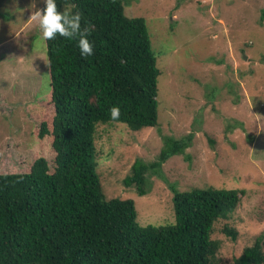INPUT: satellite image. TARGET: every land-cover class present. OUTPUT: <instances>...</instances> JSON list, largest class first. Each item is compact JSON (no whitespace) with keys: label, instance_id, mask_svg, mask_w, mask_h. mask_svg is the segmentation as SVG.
Listing matches in <instances>:
<instances>
[{"label":"rangeland","instance_id":"obj_1","mask_svg":"<svg viewBox=\"0 0 264 264\" xmlns=\"http://www.w3.org/2000/svg\"><path fill=\"white\" fill-rule=\"evenodd\" d=\"M119 1L127 17L146 21L160 70L159 117L140 132L122 123L98 126L97 173L106 199L134 200L138 223L159 226L175 223L173 188L244 190L233 217L219 221L212 237L220 248L213 264H234L264 232V0ZM44 4H0V78L8 82L0 83V103H8L4 110L0 104V174L27 173L41 157L54 171L52 135L38 138L55 115L47 47L30 18ZM188 137L183 155L148 171L144 196L124 183L136 161H158L166 138ZM226 224L238 231L236 241L223 233Z\"/></svg>","mask_w":264,"mask_h":264},{"label":"trees","instance_id":"obj_2","mask_svg":"<svg viewBox=\"0 0 264 264\" xmlns=\"http://www.w3.org/2000/svg\"><path fill=\"white\" fill-rule=\"evenodd\" d=\"M56 3L91 27L93 55L81 56L77 41L59 34L45 41L55 115L38 138L52 135L55 167L41 157L27 173L0 174V264H213L216 224L233 217L244 190L173 188L175 223L141 226L134 200H107L97 173L99 125H158L160 70L146 21L127 17L119 0ZM114 105L119 121L110 118ZM189 141L166 138L158 161H136L124 183L144 196L148 171L183 155ZM222 231L238 239L228 224ZM234 264H264V232Z\"/></svg>","mask_w":264,"mask_h":264},{"label":"clouds","instance_id":"obj_3","mask_svg":"<svg viewBox=\"0 0 264 264\" xmlns=\"http://www.w3.org/2000/svg\"><path fill=\"white\" fill-rule=\"evenodd\" d=\"M44 3L46 7L44 9H36L30 17L32 20L38 22L42 32V39L44 41L54 40L57 34L69 40L75 39L81 56L87 57L93 55L94 45L89 40L91 27L82 28L81 14L79 12L73 13L67 8L63 12L58 11L56 0H44ZM31 8L35 9V3L31 5ZM44 52L45 50L41 51V57L44 55ZM45 64L48 66L46 62ZM109 112L110 118L113 121H119L121 112L118 106H112Z\"/></svg>","mask_w":264,"mask_h":264},{"label":"crops","instance_id":"obj_4","mask_svg":"<svg viewBox=\"0 0 264 264\" xmlns=\"http://www.w3.org/2000/svg\"><path fill=\"white\" fill-rule=\"evenodd\" d=\"M1 1H2V0H0V4H1ZM2 5H5V6H6L5 3H3ZM6 7H7V6H6ZM6 7H5V8H6ZM41 8H42V7H41ZM0 10H1V9H0ZM6 10H7V9H6ZM4 12H5V11H4ZM4 12H3L2 14L6 15V13H4ZM0 14H1V12H0ZM21 82H22V81L18 79V82H17V83L20 84ZM0 83H1V84H7L8 82H6L5 80H3V79L0 78ZM3 95H4V94H3ZM4 96H6V95H4ZM0 104H1L2 107H3V110L6 109V108L8 107V103H7V102H2V103H0Z\"/></svg>","mask_w":264,"mask_h":264}]
</instances>
